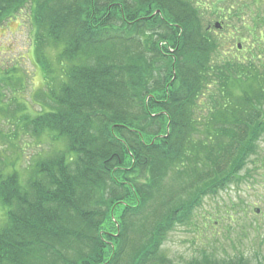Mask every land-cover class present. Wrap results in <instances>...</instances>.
I'll use <instances>...</instances> for the list:
<instances>
[{
	"label": "trees",
	"instance_id": "obj_1",
	"mask_svg": "<svg viewBox=\"0 0 264 264\" xmlns=\"http://www.w3.org/2000/svg\"><path fill=\"white\" fill-rule=\"evenodd\" d=\"M28 5L47 89L24 127L63 147L0 171V264H174L169 232L261 153L264 0H0V22Z\"/></svg>",
	"mask_w": 264,
	"mask_h": 264
},
{
	"label": "rangeland",
	"instance_id": "obj_2",
	"mask_svg": "<svg viewBox=\"0 0 264 264\" xmlns=\"http://www.w3.org/2000/svg\"><path fill=\"white\" fill-rule=\"evenodd\" d=\"M13 15L0 22V79L6 95L0 102V171H17L23 179L37 160L63 144L54 143L49 133L37 136L24 127L23 114L35 116L42 108L36 98L47 89L46 73L34 48L31 6ZM231 22L226 26L236 33ZM258 145L261 153L243 168L240 181L204 197L191 218L169 232L162 250L170 262L194 264L204 255L228 260L243 254L250 264H264V133ZM5 212L0 204V222Z\"/></svg>",
	"mask_w": 264,
	"mask_h": 264
},
{
	"label": "water",
	"instance_id": "obj_3",
	"mask_svg": "<svg viewBox=\"0 0 264 264\" xmlns=\"http://www.w3.org/2000/svg\"><path fill=\"white\" fill-rule=\"evenodd\" d=\"M217 26L219 27V24H217Z\"/></svg>",
	"mask_w": 264,
	"mask_h": 264
}]
</instances>
